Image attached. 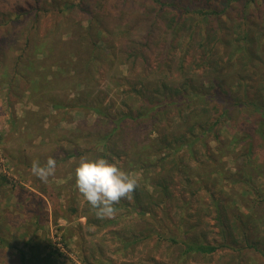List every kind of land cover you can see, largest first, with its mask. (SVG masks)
<instances>
[{"label": "rangeland", "instance_id": "obj_1", "mask_svg": "<svg viewBox=\"0 0 264 264\" xmlns=\"http://www.w3.org/2000/svg\"><path fill=\"white\" fill-rule=\"evenodd\" d=\"M160 2L0 0V264H264V113L249 105L264 97V1ZM63 3L76 6L65 13ZM204 9L207 21L195 14ZM175 17H193L186 27L193 22L195 34L181 31L166 50ZM247 53L254 68L241 59ZM185 81L206 107L192 103L178 114L172 106L143 149L157 135L188 139L203 125L212 132L190 155L180 153L178 169L166 165L163 199L153 189L159 168L132 156L149 121L125 120L122 133L107 135L122 114L175 97L169 88L182 90ZM72 99L79 106L50 107ZM103 144L114 148L107 160L138 180L148 214H134L132 196L99 218L78 193L80 158H102ZM160 153L156 160L167 155ZM49 157L56 172L44 183L31 163ZM187 240L220 248L184 254Z\"/></svg>", "mask_w": 264, "mask_h": 264}, {"label": "trees", "instance_id": "obj_2", "mask_svg": "<svg viewBox=\"0 0 264 264\" xmlns=\"http://www.w3.org/2000/svg\"><path fill=\"white\" fill-rule=\"evenodd\" d=\"M157 2L158 5H160L161 7L163 6V4H161L160 0H155ZM264 1V0H262ZM84 2L82 3V1H79V8L81 10V12H86L85 8H84ZM76 5H72L69 3H63V7L62 10H64L63 12H67L71 9H73ZM61 12V11H60ZM87 14L89 16H91V13L88 11ZM198 16L201 17V20L205 19L206 20V16L207 15H211L210 13H208V11H206L205 9L203 11H198L197 13ZM212 14H215V12H212ZM16 17H21L22 13L18 12V14H16ZM181 18H170L169 22H168V26H167V31H168V37L165 38V47L166 50L169 49H174L177 41L179 40V35L181 33V31H188V38H192V36H194L195 34V25L193 24V22L190 23L189 27H186V22L187 21H192L194 20L193 17H186V21L182 22L179 21ZM220 41V39H219ZM175 42V45L173 46ZM216 41L212 43H210V48L211 51H213V46L215 45ZM173 46V47H172ZM187 46V41L185 44V47ZM112 50V48H111ZM210 50V49H209ZM208 50V51H209ZM243 58H241L244 61L245 66H253V60L254 59V54L253 53H247V54H242ZM107 57V56H106ZM113 55H109L108 59L112 58ZM236 57V55H235ZM165 61V58H164ZM167 61V60H166ZM165 61V62H166ZM207 64L209 65L210 60L207 59ZM110 62V61H109ZM233 59L230 61L229 59V63H232ZM254 68V67H252ZM237 84L238 86H240V84L243 83L242 79H237ZM245 86V85H244ZM182 90H179L178 88L176 89H170L169 91L171 93L175 94V97H172L168 94L167 98H164L165 100H161L160 102L157 100L155 102H153L152 107H148V105H150V100L147 101V108L148 109H139L138 112H136L135 114L132 111H129L126 114H122V116L120 117V119H122L121 121H119V125L120 126H113L111 131L108 133L107 136L112 135V137L114 135H119L118 133L121 132L120 131V127H122L123 121L125 120H130V122H132L134 124V127H138L137 125L144 123V121L148 120V125L147 123H145L147 126L144 130V135L143 137L145 138L142 141H138L135 142V145L133 146V157H137V159H139L138 157L140 156H145V157H149L151 158V160L149 161L150 164L152 165H156L158 169V171L155 173V177H156V182L153 185V189L154 191L159 192V195L161 198L165 199L168 198L169 195V185H168V181H166V165L167 164H172L174 168L178 169L180 167V157H181V152L185 151L186 153H190L191 148L192 147H198L200 145H203V140L205 138V134H209L212 132L211 128L213 125H207L206 127H203L205 125H203L202 127H196L195 129L199 130V134L198 135H189L188 139H185V133H180L179 135L176 136L175 139H172L170 137H165V136H161V135H157L156 138L151 139L153 141H147V145L145 146L146 148L143 149L142 147V143H144L147 139H150V136L152 133L154 132H158L161 127H160V118L162 117L163 114H166L167 111L169 110V108L175 107L177 110L178 114L183 113L184 110L182 106H186L188 107L190 104L192 103H202V107H206L207 105V100L205 99L206 96H203L200 92L196 93L194 92L188 82H184L182 85ZM165 90L166 89L165 87ZM164 90V91H165ZM178 94L181 95V99H179V97H176ZM264 96V94L262 95ZM262 102H259L258 99H253V101L250 100L249 105L251 107H255L256 112H263L264 113V97L261 98ZM50 101V107L52 108V110L55 111H59V110H65L67 111L68 109H72L71 107L73 106H79L78 104H74L75 99H72L70 101L69 104H64V103H56L53 100H49ZM244 104V103H243ZM102 105L99 103L96 106V110L95 112L100 113V110L102 107ZM164 108V109H163ZM152 113H154V115H151ZM260 122H262V124H264V119H261ZM216 124V122L214 123ZM264 126L260 125L258 127V131H259V137L262 141H264L263 137V130ZM187 130L189 131H193L192 127L188 128ZM122 133V132H121ZM124 133V132H123ZM213 134V133H212ZM124 136V135H123ZM105 141V139H104ZM106 141H108V139L106 138ZM123 140H121L122 143ZM149 143L150 146H149ZM123 146H127V144L123 143ZM103 149H104V154L102 155V158L107 159L109 156H111V153L114 151V148L112 149V147H109L108 144H103ZM172 150V152H171ZM161 151H165L167 152V155L164 158H160L158 160H156L155 158L160 155ZM171 152V153H170ZM190 155V154H189ZM153 158V159H152ZM145 174H147V170H144ZM140 190V189H139ZM138 193H140V191H135V193H133V203L135 205V207L133 209L125 206L124 208L127 209H131V210H138L135 211L134 214L136 216H141V215H145V213L148 214V210L142 209L140 206V199H138L137 195ZM146 200L148 201V197H146ZM145 210V211H144ZM150 214V213H149ZM187 247L184 250V254H189V253H195V254H200L202 256H208V255H212L214 254L220 247L218 246H214V245H205V244H191L189 243V241H186L185 244ZM51 254H53V252H51ZM21 262H24V257H21ZM43 262H46L45 259L43 260Z\"/></svg>", "mask_w": 264, "mask_h": 264}, {"label": "clouds", "instance_id": "obj_3", "mask_svg": "<svg viewBox=\"0 0 264 264\" xmlns=\"http://www.w3.org/2000/svg\"><path fill=\"white\" fill-rule=\"evenodd\" d=\"M56 163L52 157L43 165L39 160H33L31 172L47 183L49 177L55 175ZM138 186V180L130 173L104 158L90 160L81 157L75 169V187L99 218L113 217L115 205L123 199H132Z\"/></svg>", "mask_w": 264, "mask_h": 264}, {"label": "built area", "instance_id": "obj_4", "mask_svg": "<svg viewBox=\"0 0 264 264\" xmlns=\"http://www.w3.org/2000/svg\"><path fill=\"white\" fill-rule=\"evenodd\" d=\"M0 140H1V126H0Z\"/></svg>", "mask_w": 264, "mask_h": 264}]
</instances>
